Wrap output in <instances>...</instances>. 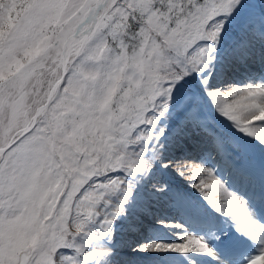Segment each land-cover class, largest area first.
Returning a JSON list of instances; mask_svg holds the SVG:
<instances>
[{
	"label": "snow or ice",
	"instance_id": "snow-or-ice-1",
	"mask_svg": "<svg viewBox=\"0 0 264 264\" xmlns=\"http://www.w3.org/2000/svg\"><path fill=\"white\" fill-rule=\"evenodd\" d=\"M0 264H264V0H0Z\"/></svg>",
	"mask_w": 264,
	"mask_h": 264
}]
</instances>
